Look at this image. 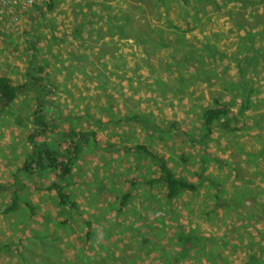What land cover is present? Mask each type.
<instances>
[{"label": "rangeland", "instance_id": "374dc122", "mask_svg": "<svg viewBox=\"0 0 264 264\" xmlns=\"http://www.w3.org/2000/svg\"><path fill=\"white\" fill-rule=\"evenodd\" d=\"M49 1L35 0L24 10L20 28L0 40V76L24 86L13 102H0V264H244L251 255L264 260V57L258 54V65L243 73L250 86L238 83L233 59L254 55L252 46H244L251 33L237 24L250 10L232 15L238 8L225 2L222 10L196 18L179 1L168 3L167 16L157 0H53L48 10ZM251 3L261 9L256 20L250 15L249 27L263 50L264 0ZM94 4L102 20L85 14ZM128 11L138 21L135 34L152 32L159 44L141 45L131 36L94 49L72 32L91 25L82 37L100 35L114 26L107 19ZM188 21L197 26L180 40L173 26ZM169 41L189 52L193 67L187 72L174 44L161 46ZM206 44L226 56L197 84L202 63L194 55ZM249 91L251 108L241 113ZM216 99L235 101L234 113L216 122L201 144L202 113ZM38 108L45 125L36 133ZM88 131L96 137L70 174L32 164L29 174L20 170L32 148L44 143L62 151L60 167H66L64 158L77 146L79 133ZM136 144L194 181L197 191L166 201L152 157L139 160L122 151ZM52 183L64 186L77 211L58 204ZM13 203L17 208L6 211ZM127 232L133 242L124 241ZM180 233H196L202 241L185 260L173 262L166 257L179 251Z\"/></svg>", "mask_w": 264, "mask_h": 264}, {"label": "trees", "instance_id": "16d2710c", "mask_svg": "<svg viewBox=\"0 0 264 264\" xmlns=\"http://www.w3.org/2000/svg\"><path fill=\"white\" fill-rule=\"evenodd\" d=\"M110 1V0H108ZM173 1H179L183 6H185L186 8H190L194 11V14L196 16V18H199L200 15L202 13H204V15H207L208 12L210 10H222L223 7L222 5L225 2H228V4H231L232 8H238L236 12H233L232 15H240L239 11L242 10L244 13V9H248L250 10L247 11L245 13V18L244 20L241 22V20L239 19L238 21V27L245 29L246 32H250L251 33V40L246 43L245 49L249 46L253 47V52L254 55L250 56V52H247V54H241L236 58H233L234 60H236L237 63V67L239 69V77H240V81L238 83H244L245 85H249L250 84L247 82L246 78L244 77V71L246 70L247 67H256V65H258V58H256V56L258 54H261V56L264 57V48H262L263 50H261L258 47V43L256 41H254L253 39L256 38V34L255 32H253L251 30V27H249V23H250V15L254 14V20H256L259 15L261 14V9L259 10H255L254 6L252 5L251 1L252 0H157V2L159 3L160 6H162V8H160V10L162 12H164V15L167 16V9L166 6L168 5V3L173 2ZM86 2V1H84ZM107 3V1H105ZM87 3V2H86ZM92 5H90L88 8V10L91 8V10H93L94 12L97 11L94 10V8H100L97 4H94L92 7ZM208 6H211V9L208 8ZM47 8L48 10H51L53 8V0H50L49 3L47 4ZM138 10H142L143 9L141 7H138ZM128 9H123V11H127ZM134 12V11H133ZM264 19V17H263ZM106 20V19H105ZM133 22H138L137 20H135V16L133 15V13L131 14L129 11L127 14L125 15H118L116 19H107V26H111V24H114L113 27H109L110 30H107L108 34H112V36H117V39L114 41H111V43L113 45L118 43V40H126L129 39L131 36H134L135 38V43H141V45L146 44V42H154L155 44H159V42L156 41L155 36L153 35V33H149L148 35L144 32L141 31L139 34H135V26H133ZM261 23L259 24H252L253 27H258L260 26ZM196 22H192V21H188L185 26H173L177 31H179V33L177 32V37L182 38V36L187 33L188 31H191L193 29L196 28ZM245 26V27H244ZM82 29L83 26L81 25ZM91 25H86L85 29H91ZM152 28V27H151ZM155 29V28H154ZM158 31L162 32V34L164 33V31L162 29L156 28ZM81 32V35H79V32ZM103 30V29H102ZM162 30V31H161ZM83 30H80V27L78 26L77 29L75 30L74 34L78 35V40L84 41L86 42V40H83L82 36H83ZM92 33V32H90ZM139 38V39H138ZM164 40V39H162ZM109 43V42H108ZM174 44V45H173ZM173 45L174 46V53H178V54H182V56L186 59L184 63V72H187L189 69H191V67H193L192 65H190V60L191 57L189 55V52L186 50L183 51H179L180 43L177 42H172L169 41L167 42H163L161 44V46H163V48H166L167 46ZM192 47V46H191ZM249 47V48H252ZM243 49V48H242ZM203 53H207L209 54L206 58L200 60V55H202ZM219 54V55H218ZM226 56V53H224L221 49L218 48H214V47H209L207 44L204 46V48H198L196 49V54L194 55V58L199 60L202 65L199 68V70L196 71V67H195V75H196V83L199 84V81L201 80V77L204 76L206 74V72L208 70H210L211 68H213V66L216 68L219 67L220 61H224L223 57L221 56ZM216 56V57H215ZM105 57V54H104ZM113 58V56H112ZM205 60H210L209 63L205 62ZM264 61V59H263ZM106 62V61H105ZM203 63H208V65H204ZM228 70L226 69V72ZM38 77H36L35 79H37ZM119 80V78H117ZM35 81V80H33ZM206 82L208 84L211 83V81H203ZM186 84V82H185ZM24 86L21 84H15L12 82V80L10 79V77L7 76H0V102L4 103V104H9L11 102H13L15 99H17L23 92ZM252 91H249L248 94L245 95V98L242 99V102L239 105V111L241 113H245L246 111H248L251 108L252 105V101H251V95H252ZM215 102V100H214ZM235 104V101L231 100L230 102H223L220 100L216 99V104L209 107V108H205V110L202 113V127H201V131H202V135L200 137V143L201 144H205L206 140H208L210 138V135L212 134V127L216 122H220L221 120H225L227 115L233 114L234 112H232V106ZM246 114V113H245ZM35 123L38 125V129H36V133L40 132V129H43L45 122L42 119V112L41 109L38 108L35 112ZM96 137V133L94 131L91 132H81L79 133V140L77 142V146L75 148H71V155L70 156H65V163H66V167H60V164L63 162V153L60 149H55L53 147H51L50 145H48L47 143H44L43 146H38L35 145L32 149V152L29 154V158L27 160L28 164H26L25 166L21 167V171H23V173L25 174H29L30 171L32 170L31 168V164L35 165V169L39 170H43V168H47V167H52V169L54 170H58V172L62 171V175H67L70 174L72 172L73 169V164L74 162H76V160L78 159L77 156L82 153L85 150V145L86 143H88L90 137ZM126 153H132V154H137L138 159L141 160L142 158L146 157V156H151L152 159L155 161L160 173L158 176L157 181L161 182L164 190H165V199L166 201L170 200H174L176 198H180L183 195L187 194V193H195L198 189V185L194 182L191 181L189 178L178 175L167 163L166 160H164L162 157L157 156V155H152L149 152V149L143 145V144H136L133 146H127V147H123V150ZM40 170V171H41ZM263 176V175H262ZM63 177V176H62ZM14 179L16 181H20L19 175L18 173H15L14 175ZM50 189H53L56 191L59 202L58 204L63 207H68V209L70 211H77V204L76 201L74 199L71 198L70 194H68L63 185H60L58 183H52L49 186ZM127 195H125V197H122L124 202L127 200ZM121 199V200H122ZM254 199V198H253ZM14 200L16 202H18L17 198H14ZM242 200L239 199V202H241ZM120 204H124L121 203ZM219 202V197H218V201ZM241 206H244V204H242ZM16 209V204L13 203L12 205H10L9 208L6 209V211H11ZM244 212V211H243ZM245 213V212H244ZM246 218H248V220L250 218H252V214H246L245 215ZM255 219V217H254ZM253 219V220H254ZM238 231V230H237ZM239 234V233H238ZM179 238V251H177L175 254L173 255H168L166 257V259H170L171 261H178L181 262L183 260H185L187 257H189V254L191 253L192 249L194 248V246L198 245L201 241H202V237H200L198 234L196 233H192V234H185V233H180L178 235ZM244 264H264V260H259V259H254L253 256L251 255V258L249 257L247 259L246 262H244Z\"/></svg>", "mask_w": 264, "mask_h": 264}, {"label": "built area", "instance_id": "2783aa9c", "mask_svg": "<svg viewBox=\"0 0 264 264\" xmlns=\"http://www.w3.org/2000/svg\"><path fill=\"white\" fill-rule=\"evenodd\" d=\"M35 0H0V40L7 33L16 32L23 22V12Z\"/></svg>", "mask_w": 264, "mask_h": 264}, {"label": "crops", "instance_id": "0c3cea01", "mask_svg": "<svg viewBox=\"0 0 264 264\" xmlns=\"http://www.w3.org/2000/svg\"><path fill=\"white\" fill-rule=\"evenodd\" d=\"M104 2L105 1H107V3H112V2H114V0H110V1H108V0H103ZM97 9V11L96 12H94L93 10H89V12L86 10L85 11V14L87 15V16H89V17H92V16H94L93 18H94V20H99V19H101L102 20V16L101 15H99L98 14V12H99V10L101 9V8H94V10H96ZM87 12V13H86ZM92 13V14H91ZM96 27H97V24L95 25ZM109 28V27H108ZM83 31H86L85 30V28H83ZM72 32H73V34L75 33V30H72ZM63 36H65V35H63ZM88 36V37H87ZM83 38V40H86V42H90V44H92V45H94L93 47H94V49H97L98 48V46L100 45L99 43L101 42L102 43V41H104L103 42V46L105 47L106 45H108V44H111V45H113L112 43H111V41H114V40H116L117 39V36H112V34H108L107 33V31L106 30H101V34L100 35H93L92 33H87V34H85L84 35V37H82ZM100 39V40H99ZM72 40H74V39H72ZM71 40V41H72ZM78 40V39H77ZM74 41H76V40H74ZM109 42V43H108ZM76 43V42H75ZM128 43H131V44H133V42H128ZM118 44H122V42H119L118 41V43L117 44H115V45H118ZM57 54V52H54V56ZM85 55V54H84ZM17 206V205H16ZM17 208V207H16ZM94 224V222H92V225ZM117 233V232H116ZM115 233V234H116ZM122 237L125 239L124 241H126V242H133L134 240L132 239V237H134L130 232H127L125 235H122ZM132 247H134V245H131Z\"/></svg>", "mask_w": 264, "mask_h": 264}]
</instances>
